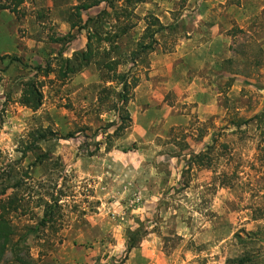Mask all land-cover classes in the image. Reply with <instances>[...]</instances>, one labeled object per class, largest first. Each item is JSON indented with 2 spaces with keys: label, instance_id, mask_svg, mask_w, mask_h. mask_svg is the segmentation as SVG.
<instances>
[{
  "label": "rangeland",
  "instance_id": "rangeland-1",
  "mask_svg": "<svg viewBox=\"0 0 264 264\" xmlns=\"http://www.w3.org/2000/svg\"><path fill=\"white\" fill-rule=\"evenodd\" d=\"M76 4L27 0L18 15L0 10V201H19L0 264L12 262L15 245L34 264H264V0L129 8L133 27L119 50L95 58L124 62L116 71L138 79L130 126L109 141L104 129L117 119L98 106L105 85L96 64L58 78L60 55L71 59L87 41L67 21ZM158 29L153 50L131 62ZM47 62L33 111L19 103L22 82ZM39 193L61 196L59 218L31 232L43 215Z\"/></svg>",
  "mask_w": 264,
  "mask_h": 264
},
{
  "label": "trees",
  "instance_id": "trees-1",
  "mask_svg": "<svg viewBox=\"0 0 264 264\" xmlns=\"http://www.w3.org/2000/svg\"><path fill=\"white\" fill-rule=\"evenodd\" d=\"M27 0H0V10H7L11 13L18 15L22 10V5ZM119 0H78V4L71 7L68 11L67 21L70 23L72 29H77L78 32L86 30L87 41L85 49L78 52H74L71 59H64L60 55V70L58 78L60 80L66 79L69 75L76 74L82 71L91 63H95L98 67L101 82V87L97 94L98 106L102 107L104 112H115L116 121H113L107 125L104 129L105 139L107 141L112 137L121 135L131 123V118L128 111V104L132 98V91L136 87L138 79L130 75L129 71L126 73H118L117 67L124 62H120L117 59H109L108 61L100 63L95 59L100 55L101 50L105 57H108L110 53H113L120 48L118 40L120 36L125 34L129 29L133 27V23L129 21V8L142 3L144 0H124L125 7L118 10L115 3ZM103 4V8L100 9L94 17L88 18L85 22L82 19L84 12L94 7H99ZM133 10V9H132ZM121 17L123 19L121 20ZM111 20L116 21V25H108ZM155 20L152 25H156ZM105 26H109L111 29L106 30ZM160 27V26H159ZM150 28H147V30ZM159 32L154 31L150 34L151 42L148 45L139 43L137 49L130 53V61L134 63L136 57L140 53L153 50L152 44L155 43L154 35ZM70 41L75 36L68 35ZM60 41V40H59ZM107 48H109L107 50ZM126 62V61H125ZM50 63L47 62L45 66H36L33 68L34 73L26 81L22 82L21 98L19 100L20 105L27 107L33 111L37 110L43 99L42 87L43 82L39 80V76L47 77L52 71H50ZM107 83L111 85L106 86ZM113 128L112 134L108 133V130ZM41 138H46L44 132L40 133ZM201 153L196 156V159L200 160ZM3 195V193H2ZM37 208H43V215L37 222V227H28L31 232L45 229L47 226L55 227L57 219L59 218L58 209L60 195L38 194ZM19 201L16 198L8 196L6 200L0 201V263L3 261L5 254L13 245L15 237V227L12 224L10 214L17 211L19 208ZM35 228V229H34ZM137 233L130 232L127 244V251H130L135 243V235ZM20 249L17 245L14 246L12 252V262L10 264H34L31 257L26 253L21 255ZM18 251V252H17ZM249 259L240 258L236 260V264H248Z\"/></svg>",
  "mask_w": 264,
  "mask_h": 264
}]
</instances>
